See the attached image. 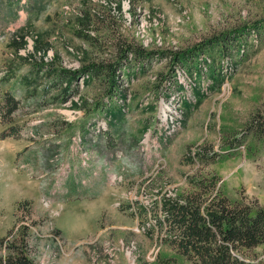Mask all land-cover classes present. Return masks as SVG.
I'll return each instance as SVG.
<instances>
[{
    "label": "rangeland",
    "instance_id": "obj_1",
    "mask_svg": "<svg viewBox=\"0 0 264 264\" xmlns=\"http://www.w3.org/2000/svg\"><path fill=\"white\" fill-rule=\"evenodd\" d=\"M196 194L264 207V0H0V264H196Z\"/></svg>",
    "mask_w": 264,
    "mask_h": 264
},
{
    "label": "trees",
    "instance_id": "obj_2",
    "mask_svg": "<svg viewBox=\"0 0 264 264\" xmlns=\"http://www.w3.org/2000/svg\"><path fill=\"white\" fill-rule=\"evenodd\" d=\"M4 105L7 116L17 108L9 94ZM169 209L166 222L177 233L171 243L196 264H245L236 254L264 244V207L231 203L218 194L208 200L196 194Z\"/></svg>",
    "mask_w": 264,
    "mask_h": 264
}]
</instances>
